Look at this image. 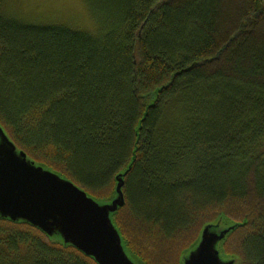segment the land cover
I'll return each instance as SVG.
<instances>
[{
  "label": "trees",
  "instance_id": "trees-1",
  "mask_svg": "<svg viewBox=\"0 0 264 264\" xmlns=\"http://www.w3.org/2000/svg\"><path fill=\"white\" fill-rule=\"evenodd\" d=\"M91 28L35 25L0 0V125L96 200L140 264H179L203 225L264 264V0H83ZM0 264H95L0 221Z\"/></svg>",
  "mask_w": 264,
  "mask_h": 264
},
{
  "label": "water",
  "instance_id": "water-1",
  "mask_svg": "<svg viewBox=\"0 0 264 264\" xmlns=\"http://www.w3.org/2000/svg\"><path fill=\"white\" fill-rule=\"evenodd\" d=\"M135 161L115 178L113 197L96 200L19 150L0 125V221L27 225L52 245L74 249L95 264H140L127 248L113 218L124 207V180ZM246 222L222 217L200 229L179 256V264H240L221 246Z\"/></svg>",
  "mask_w": 264,
  "mask_h": 264
},
{
  "label": "rangeland",
  "instance_id": "rangeland-1",
  "mask_svg": "<svg viewBox=\"0 0 264 264\" xmlns=\"http://www.w3.org/2000/svg\"><path fill=\"white\" fill-rule=\"evenodd\" d=\"M16 18L35 25L91 28L93 19L83 0H3Z\"/></svg>",
  "mask_w": 264,
  "mask_h": 264
}]
</instances>
